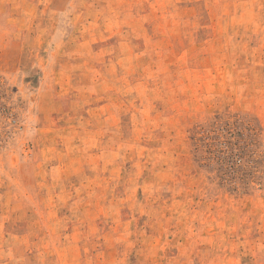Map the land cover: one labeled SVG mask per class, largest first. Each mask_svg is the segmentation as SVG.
I'll return each instance as SVG.
<instances>
[{
  "label": "rangeland",
  "instance_id": "1",
  "mask_svg": "<svg viewBox=\"0 0 264 264\" xmlns=\"http://www.w3.org/2000/svg\"><path fill=\"white\" fill-rule=\"evenodd\" d=\"M0 264H264V0H0Z\"/></svg>",
  "mask_w": 264,
  "mask_h": 264
}]
</instances>
